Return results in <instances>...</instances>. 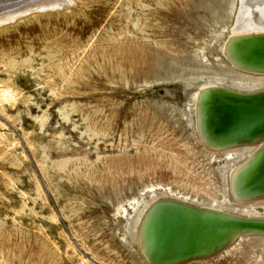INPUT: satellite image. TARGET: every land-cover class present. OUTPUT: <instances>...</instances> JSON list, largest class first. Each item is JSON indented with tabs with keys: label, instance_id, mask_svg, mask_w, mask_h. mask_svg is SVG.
Instances as JSON below:
<instances>
[{
	"label": "rangeland",
	"instance_id": "374dc122",
	"mask_svg": "<svg viewBox=\"0 0 264 264\" xmlns=\"http://www.w3.org/2000/svg\"><path fill=\"white\" fill-rule=\"evenodd\" d=\"M37 1H0L36 8L0 25V264H147L163 200L264 220L231 182L256 144L197 132L208 90L264 93L225 56L241 0ZM184 264H264V237Z\"/></svg>",
	"mask_w": 264,
	"mask_h": 264
},
{
	"label": "bare ground",
	"instance_id": "6f19581e",
	"mask_svg": "<svg viewBox=\"0 0 264 264\" xmlns=\"http://www.w3.org/2000/svg\"><path fill=\"white\" fill-rule=\"evenodd\" d=\"M22 1L23 0H21V2ZM71 2L72 0H39V2L37 1V4L35 3L34 5L38 6L39 8L37 10L40 11V10H49V9L51 10V8L53 7L55 9L61 8L63 7V5L71 4ZM35 9L36 8H31V9L21 8L18 12H15V13H10V14L7 13L6 15L2 14L3 17L0 18V25L8 21H14L18 17H21L24 14H28L29 12ZM235 29H236L235 32L237 36L235 40L232 41L231 44L229 43L227 54L232 51V47L239 44V42H241L242 40L250 39V41H253L252 45H249L251 43L245 44L246 41H244V43H242V46H241L242 48L241 52L243 53L244 59L253 68L260 69L259 67H264V59L256 58L252 55L256 51L264 52V43L261 42V40H264V0H241V9L238 15ZM243 67L246 69H249L245 66ZM214 92L222 93L220 96H222L223 94H226V95H224L221 98H217L218 97L217 96L216 99H212L210 102L209 101L206 102L207 98L211 97ZM205 102L208 105H210L209 108L212 107L213 108L212 110H214V116L211 118L210 133L211 135L217 134L218 139L221 140L222 142L228 143V142H233L237 140L240 141L243 139H250L252 137H258L264 133V124L260 122L264 119V93L256 94V95H252V94L251 95H248V94L241 95V94L228 92L226 90L211 89V90H208L203 96L198 97V103H199L198 109H201L202 111L203 105L205 104ZM201 103L203 105H201L200 107ZM230 124H238V125L247 124V125H244L241 128V135L238 134V135L226 136L225 133L221 131V128L222 126H229ZM249 132H252V133L248 136L242 135V134L246 135ZM244 143L254 144V145L256 144L257 149L253 153V156L251 157L250 161L247 164H244L236 172H234L232 179H231L232 187H233L232 191L238 195L239 193L248 194V193H254V192L264 194V187H261L262 184L260 183L256 185V183L260 181H264V164L261 170H259L258 176L253 180V184H255L254 186H251V188H248L250 177H248L247 180H244V183H242L241 181V178L243 177V175L247 172V170L250 167L254 166V168L258 169V167L262 165L263 160H264V138L261 137L255 141L242 142V143H237L233 145L237 146V145H241ZM195 211L199 212L200 214L204 213L207 217H211V218L224 219L229 216V215L225 216L226 214H224V212L221 213V212H217L212 209H206V210L196 209ZM149 217H151V220L153 219V215L148 216L146 221L143 224V229H142V235L145 238L143 243H145V240H147L146 242L149 245L148 246L147 244H145L147 245V247H150V245L155 246L154 240H152L151 237H150V241L148 240ZM153 220L156 221L155 218ZM244 233L245 232H239L238 234L234 235L233 238L231 239L232 240L231 242L233 243V240H235L236 238H239ZM172 239L174 241H177L176 238H173V236H172ZM183 239H189V240H186V242L182 243ZM224 239H226V237L223 238V240ZM219 242L220 240L216 241L215 236H213L212 234H208L207 232H201L199 229H190L188 230V233L181 232L180 240L177 243L180 245L183 244V246H187V247H191L196 244L204 243L201 246L196 247L195 250L191 251L189 253L191 254L193 252L205 253V249H208L209 251ZM147 247L145 246L146 249ZM216 250L218 249L216 248L215 251ZM146 253H147V250H146ZM147 254H149V252Z\"/></svg>",
	"mask_w": 264,
	"mask_h": 264
},
{
	"label": "water",
	"instance_id": "95a60500",
	"mask_svg": "<svg viewBox=\"0 0 264 264\" xmlns=\"http://www.w3.org/2000/svg\"><path fill=\"white\" fill-rule=\"evenodd\" d=\"M252 45L253 41L242 40L236 46L232 47V51L228 53L226 56L227 60L236 68H240L242 70L252 72V73H261L264 74V67H259L260 69L253 68L249 63H247L244 59L243 53L241 52L242 43ZM264 43V40H261ZM247 46V45H246ZM253 47V46H252ZM256 58L264 59V52H254L252 54ZM242 66V67H241ZM243 66L249 68L246 69ZM251 66V67H250ZM214 92L211 97L207 98L206 102H210L212 99L221 98L226 94ZM205 102L203 105V109L201 111V116L196 115L197 122V132L200 139L207 141L209 147L212 148H226L231 147L230 145L242 143V142H251L258 140L259 138H264V133L258 137H252L250 139L237 140L233 142H222L218 139V135H211V118L214 116L213 108H209ZM264 124V119L260 121ZM247 125V124H244ZM243 124H230L229 126H222L221 131L225 133L226 136L232 135H241V128L244 126ZM237 129V130H236ZM252 132L247 133L243 136H248ZM206 143V142H205ZM264 164V160L261 166L258 169L254 168V166L250 167L247 172L241 178L242 183L244 180H247L250 177V182L248 188L254 186L253 180L258 176L259 170H261ZM260 168V169H259ZM262 184L261 187H264V181H260L257 184ZM238 200H257L263 199L264 194L254 192L248 194H234L233 195ZM188 207V208H187ZM196 207H192L185 203L175 201V200H163L159 201L154 207L151 209V213L149 216L153 215V219L149 217L148 222V240L150 241V237L154 240L155 247H152V250L149 252V258L147 264H184L189 263V261H197L202 258H211L215 255L219 254L229 245H231V239L234 235L239 232H245L244 234L248 235H259L264 237V220H253V219H241L237 217L228 216L224 219L219 218H211L207 217L204 213L200 214L195 211ZM155 210V211H154ZM206 210V209H205ZM154 211V213H153ZM153 213V214H152ZM190 229H199L201 232H207L208 234H212L215 236L216 241L220 242L215 245L212 249L208 251L205 249V253L202 252H193L189 254L191 251L195 250L196 247L201 246L204 243L196 244L191 247L183 246L178 244L180 240L181 232L188 233ZM176 238L177 241L172 239ZM223 240V238H225ZM189 239H183V242H186ZM214 243V242H213ZM212 243V244H213ZM218 249L215 251V249ZM146 260V259H145Z\"/></svg>",
	"mask_w": 264,
	"mask_h": 264
}]
</instances>
